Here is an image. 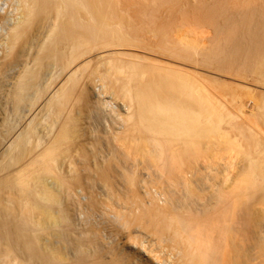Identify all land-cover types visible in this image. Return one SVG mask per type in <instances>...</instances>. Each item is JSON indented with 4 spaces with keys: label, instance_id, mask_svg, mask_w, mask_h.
Masks as SVG:
<instances>
[{
    "label": "bare ground",
    "instance_id": "1",
    "mask_svg": "<svg viewBox=\"0 0 264 264\" xmlns=\"http://www.w3.org/2000/svg\"><path fill=\"white\" fill-rule=\"evenodd\" d=\"M198 10L213 12L211 37L174 29ZM131 27L187 54L161 36L164 63L123 51L144 40ZM241 53L264 77V0H0V98L14 112L0 121V264H264V208L254 225L240 213L264 199V139L240 122L253 104L233 112L173 67ZM209 137L237 147L236 175L225 153L222 169L209 161Z\"/></svg>",
    "mask_w": 264,
    "mask_h": 264
},
{
    "label": "rangeland",
    "instance_id": "2",
    "mask_svg": "<svg viewBox=\"0 0 264 264\" xmlns=\"http://www.w3.org/2000/svg\"><path fill=\"white\" fill-rule=\"evenodd\" d=\"M2 2L3 1H5V0H1ZM188 12V15L185 17V18H180V16L178 15V14H176L175 15V22H174V29H176L177 28V26H178V28L177 29H181V30H188V31H191L190 32V36L191 37H196V36H198V37H206V35H207V37H209L213 32L211 31V25H210V23H209V20H210V14L212 15V13H209L210 11H207L206 12V10H198V11H193V12H191V11H187ZM197 12V13H196ZM217 12V11H216ZM221 13V12H223L225 15H227V14H229L231 11H218V13ZM233 12V11H232ZM231 12V13H232ZM196 15V16H195ZM205 15H207V16H205ZM205 17V18H204ZM181 19V20H180ZM160 20V21H159ZM184 21V22H183ZM158 22H162V17L160 16L159 18H158ZM204 22V23H203ZM179 23H180V25H181V27H180V25H179ZM200 23V24H199ZM207 23H209V24H207ZM175 24H178V25H175ZM200 25H202V26H200ZM207 25H209V26H207ZM185 26H187V28L188 29H185L186 27ZM188 26H191V27H188ZM206 27H208L207 29H206ZM131 28H133V27H131ZM173 29V30H174ZM191 29V30H190ZM132 30H134V28L132 29ZM132 30H131V32H132ZM145 30L146 29H143L142 31L140 30H137V29H135L134 31H139V33H137V32H135L134 33V35H138V34H140V35H138L137 37H138V39L140 38V39H144L143 41L141 40V42L140 41H137V42H139V43H137V42H134V43H136V45H138V46H132V47H129V48H127V47H124V48H122V46H121V50H123V51H127V52H135V53H138V54H146L147 56H148V58L150 59V60H154V61H157V60H161V61H159V62H162V63H164L165 61H169V59L168 60H166L167 58H166V56L167 55H169V53L171 54H173L174 53V55H175V53L176 52H178L180 49H179V47H176V49L175 48H168L169 46V42H168V40H167V43H166V41H164L163 42V40H162V38L164 39V37H163V35H162V32H159V35H160V33H161V37H160V40L164 43V45H167V48L168 49H170L171 51L168 53V54H165V52H167V51H169V50H167L166 49V47H164L165 49H162V48H160L161 46H164V45H162L163 43L161 42V44H160V46H157L156 48H158V49H156L155 48V46L158 44V41L159 40H157V39H159V37L158 36H153L152 37V35L148 32V30H146V32L147 33H142L143 31L145 32ZM206 30H207V32H206ZM133 31V32H134ZM42 32L44 33V31L42 30ZM132 32V33H133ZM170 32V31H169ZM173 31H171L170 33L171 34H169L170 36H172V37H170V39H169V41H171V42H173V43H175L173 40H175V32H173ZM197 32H199V33H197ZM43 33H42V37H43ZM201 33H203V34H201ZM40 34H41V31H40ZM40 34L38 35V36H40ZM198 34H200V35H198ZM210 34V35H209ZM146 35H147V38H145L146 37ZM149 35L151 36L150 37V39H148L149 38ZM145 36V37H144ZM41 36L40 37H38V38H42ZM156 39H155V38ZM211 37V36H210ZM155 39V41H154V39ZM174 38V39H173ZM147 39V40H146ZM164 39V40H165ZM204 40H205V42L207 43V44H209V39L207 38H204ZM149 41H151L150 43H149ZM153 41V42H152ZM211 41V40H210ZM144 42H146L147 43V45L145 44V46L144 47H146L145 49H142L143 48V45H144ZM156 45H155V44ZM160 43V42H159ZM148 44H150V45H148ZM154 45V48H153V46H152V48L151 49H153V50H155V51H151V50H147V51H149L150 52V55H148L149 54V52H145V50L146 49H148V48H150L151 47V45ZM159 45V44H158ZM133 47L135 48V49H133ZM139 49H138V48ZM141 48V49H140ZM159 49H161L159 52L160 53H163L164 55H161L159 52H157V50H159ZM137 50V51H136ZM140 50H142L141 52H140ZM163 50H167V51H163ZM174 50H177V51H175V52H172V51H174ZM162 51V52H161ZM144 52V53H143ZM180 53H181V50L179 51ZM152 53H154V54H152ZM180 53H176V55L177 54H179V56H180ZM152 54V55H151ZM159 56H157V55ZM161 56H160V55ZM182 55L183 54H187V53H183V51H182V53H181ZM242 54L243 53H241V54H239V56L234 60V58L232 59V60H234V61H236L235 63H236V65L233 67V65H234V63H233V65H231V63L232 62H234V61H232L231 59V61L232 62H229V61H225L226 63L224 64V61H223V63L221 62H216L217 64H219L218 65V67H216V65H214V62H208V63H201V62H198V61H196V60H192L190 63H189V61H190V59L189 58H187V57H185V58H183V60H179L180 62V64L178 63V62H173V67H174V69L177 67V70L178 69H180V70H182L181 72L183 73V71H184V73H189L190 75H193V76H195V78H197V79H199V81L200 82H202V84L211 92V93H216L215 95H219L220 94V97L222 96L224 99L226 98V101L228 102V101H230V103L228 102L227 103V105L228 104H231V109H230V105H228V108L231 110V111H233L234 112V110H237V107H236V105L237 104H239L238 103V100H239V102H240V100H242L247 106H245L246 108H249L248 106H250L251 107V105L250 104H253L252 105V107H253V113H254V115L252 116V117H243V118H241V120H240V122L241 121H244L245 119H248V120H246L245 122H241L243 125H246V126H248V127H252L253 125H255L256 124V127L259 129V132L261 131V132H263V130H264V119L262 118V116H261V114H260V111H261V109H260V107L264 104V83H262V80L264 81V77L263 76H261V78H260V75L259 74H257V72L256 71H253L254 70V68H252L251 66H249V67H251V69H252V72H250V73H252V74H250L249 72L247 73V71H249V70H247V69H250V68H248L247 66L245 67L244 65H243V63L241 64V62H245V61H243V56H242ZM189 55V54H188ZM187 55V56H188ZM240 55H241V57H243L242 59H241V57H240ZM122 56H127V55H122ZM154 56V57H153ZM164 56V57H163ZM179 56H177V57H179ZM152 57V58H151ZM157 57V58H156ZM154 58V59H153ZM179 58H181L182 59V57L180 56ZM179 58H177V59H179ZM188 60H187V59ZM192 59V58H191ZM186 61H188V62H186ZM195 61V62H194ZM240 61V62H239ZM227 62H228V64H227ZM241 64H239V63ZM183 63H185V64H187L186 65V67H189L188 65H190V67L189 68H186L185 67V65L183 64ZM191 63H193V64H191ZM194 63H195V65H194ZM199 63H201V65H197V64H199ZM215 63V64H216ZM202 64H203V66H202ZM207 66H206V65ZM221 64H223V65H221ZM227 64V68H230V69H225L226 67H225V65ZM94 65V64H93ZM93 65H91V67H93ZM191 65H193V66H191ZM211 65V66H210ZM242 67H240V66ZM176 66V67H175ZM178 66H180V67H178ZM197 68L198 67V69L199 70H197L195 67ZM200 66H202V67H200ZM209 68L210 67V69L208 70H203V68ZM209 66V67H208ZM213 66V67H212ZM238 66V67H237ZM181 67H183V68H181ZM194 67V68H193ZM216 67V69H214ZM221 67V68H220ZM233 67V68H232ZM237 67V68H236ZM245 67V68H244ZM190 68H193V69H190ZM217 68H218V71L220 72H218L217 71ZM219 68H220V70H219ZM242 70V69H244L243 71H240L239 72V74H238V72H237V70ZM187 69H190V70H187ZM212 69H214V70H212ZM231 69H233V70H231ZM251 69H250V71H251ZM212 70V71H211ZM216 70V71H215ZM190 71H192V74L190 73ZM197 71V72H196ZM201 71V72H200ZM211 71V72H210ZM223 71V72H222ZM226 71V72H225ZM227 71H229V72H233V75H232V72H231V74L230 73H228ZM85 72L87 73V71H84V73H83V75L85 74ZM200 72V74H201V76L200 75H198L197 73H199ZM202 72L205 74V76L204 75H202ZM208 72L211 74V73H214V74H212L211 76H214V78H217L216 80L218 81V82H220V83H213L212 82V80L210 79L211 78V76H210V74H208ZM234 72H235V75H234ZM237 72V73H236ZM196 73V74H195ZM218 73V74H217ZM246 73L248 74V75H250V76H248V75H246ZM254 73H256V75H254ZM195 74V75H194ZM221 74V75H220ZM227 74V75H226ZM243 74H245V79H244V76H243ZM67 75V74H66ZM197 75V76H196ZM208 75V76H207ZM223 75V76H222ZM233 76L234 78H235V80H234V78L233 77H231V76ZM236 75H239V76H236ZM63 76H65V73H63V75H62V77ZM206 76H207V78H206ZM216 76H218V77H216ZM228 76V77H227ZM242 76V77H241ZM253 76V77H252ZM200 77H202V78H204V79H208V81H210V83L212 84V86L214 85V87L216 86V87H223L224 85V87L222 88H214V87H210V85H209V83H207V84H204L205 82H206V80L204 81V80H202ZM237 77V78H236ZM256 77V78H255ZM61 78V77H60ZM247 78V79H246ZM210 79V80H209ZM231 79V80H230ZM238 81H237V80ZM257 79H259V80H257ZM226 80H230V81H226ZM232 80H234V81H232ZM214 81V80H213ZM222 81H225V82H222ZM231 81L233 82V83H231ZM237 81V82H236ZM242 83L241 84V86H240V84H238V83H240V82ZM244 81H247V82H244ZM249 81V82H248ZM259 81V82H258ZM261 81V82H260ZM243 82H244V84H246V83H250V84H248V86L250 85L251 86V89H250V86L248 87L249 88V90H248V88L246 89V86L245 85H243ZM219 84H221V85H219ZM227 84V85H226ZM239 85V86H238ZM257 85V86H256ZM208 86V87H207ZM260 87V88H259ZM212 89L214 90V91H212ZM216 89V90H215ZM223 90V91H222ZM262 90V92H260ZM240 94V96H238V97H240V99L239 98H237V100H236V98L234 99L233 97H235L234 95H236V94ZM259 93H261V94H259ZM225 94V95H224ZM238 94V95H239ZM241 94H242V96H241ZM7 94H3L1 97L2 98H0L1 100H0V102H1V105L2 106H0V107H3L4 105H6L7 104V102H8V105H6V106H8L7 108L4 106L2 109H0V121H3V120H5V118L7 117V115H12L14 112L11 110L12 108V106H13V103H12V99H11V101L9 100L10 99V97H8V96H10L9 94L6 96ZM226 96V97H224V96ZM6 96V97H5ZM4 97V98H3ZM114 97V96H113ZM230 97L232 98L231 100H230ZM237 97V96H236ZM241 97H244V98H241ZM252 97V98H251ZM6 98V99H5ZM9 98V99H8ZM116 98H110V100H115ZM5 100H7V101H5ZM9 100V101H8ZM246 100H249L250 102H253V103H250L249 101L247 102ZM253 100V101H252ZM2 101H3V103H2ZM5 102V103H4ZM262 103V104H261ZM249 104V105H248ZM238 106V105H237ZM234 109H233V108ZM11 110V111H9V110ZM2 110V111H1ZM8 111V112H12V114H10V113H8V114H6L7 112H5V111ZM2 112H5V113H2ZM236 112V111H235ZM2 113V114H1ZM5 114H6V117L4 118V116H5ZM3 115V116H2ZM14 115V114H13ZM13 115H12V117H13ZM10 117V116H9ZM260 117V118H259ZM2 118H4V119H2ZM245 118V119H244ZM250 119V120H249ZM252 122H253V124H252ZM246 123V124H245ZM249 123H251L250 124V126H249ZM255 126L253 127V128H251V129H254V130H258L257 128H256ZM256 128V129H255ZM261 129H263V130H261ZM261 132L258 134L260 137H261V139H264V137H262L263 136V134H261ZM213 137V136H212ZM212 137H209L208 139L210 140ZM216 138H218V137H216ZM211 139L212 141H209V140H207V139H205V140H207L208 141V143H207V146H209L210 145V147H211V145H213L214 143L216 144V142L219 140L220 142H221V138L220 139ZM213 140H215V142H213ZM206 141V142H207ZM219 141L217 142L218 143V145H220V146H216L215 145V147H211V149L213 148H215L214 150L212 149H210V151H207V149L209 150V147H207V149L205 150L206 151V153H205V155L207 156H209V161H210V159L211 160H214V162H212V163H214V164H216V162H218V167L220 168V169H222L223 167H221V166H223V164H222V161H223V163H225V161H232L231 162V166L229 167V171H230V173L232 174V175H236L235 173H237L238 171L237 170H240V169H238V166H239V164L238 163H240V164H242V161H241V159H239V156H240V158H242V160H243V156L241 155V153L239 154V151L237 150V149H235V148H237V147H234L233 145H232V143H230V146L228 145V143H219ZM223 141V140H222ZM228 141V140H227ZM226 141V142H227ZM209 142H213V144H210ZM224 142V141H223ZM227 145V146H226ZM231 145H232V147H234V148H232L231 147ZM222 146H224V147H222ZM221 147V148H220ZM226 147V148H225ZM228 147H230L229 149H228ZM218 148V149H217ZM225 149H228V150H230V149H232V150H230V151H228L227 152V150L225 151ZM237 150V152H234L235 150ZM217 150V151H216ZM218 150H221V151H218ZM225 152H224V151ZM234 150V151H233ZM223 151V152H222ZM232 152V153H231ZM236 153V154H234V153ZM223 153H225L224 155L226 156H224L223 155ZM231 154V155H230ZM218 155V157H216ZM211 156V157H210ZM221 156V157H220ZM226 158V159H223L222 160V158H224V157ZM230 156V157H229ZM232 156V157H231ZM236 158V159H235ZM218 159V160H217ZM233 159V160H232ZM235 160V161H234ZM236 160H237V162H236ZM220 161H221V163H220ZM233 162H235V164L233 163ZM237 163V164H236ZM222 164V165H221ZM219 165H221V166H219ZM232 165H233V168H232ZM236 166V167H235ZM234 169V170H233ZM237 169V170H236ZM234 172V173H233ZM264 199H260V198H255L254 199V201H253V203L251 204V207H250V209H249V212H242V211H240V213H241V217H243L245 220H248V221H250V223L251 224H253L254 225V223H252V222H257V217H261V215L260 216H258L259 214H261L262 213V211H261V209H260V212H259V210L258 211H255V210H257V206L258 207H263L264 208ZM256 205V206H255ZM256 208V209H255ZM262 208V209H263ZM253 212V213H252ZM255 217V218H254ZM254 218V219H253ZM0 259H2V258H0Z\"/></svg>",
    "mask_w": 264,
    "mask_h": 264
}]
</instances>
